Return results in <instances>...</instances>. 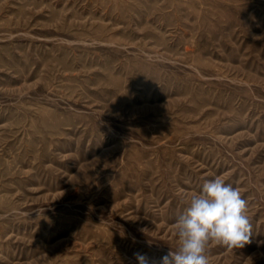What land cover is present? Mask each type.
Segmentation results:
<instances>
[{
	"label": "rangeland",
	"instance_id": "obj_1",
	"mask_svg": "<svg viewBox=\"0 0 264 264\" xmlns=\"http://www.w3.org/2000/svg\"><path fill=\"white\" fill-rule=\"evenodd\" d=\"M216 176L264 264V0H0V264H160Z\"/></svg>",
	"mask_w": 264,
	"mask_h": 264
},
{
	"label": "clouds",
	"instance_id": "obj_2",
	"mask_svg": "<svg viewBox=\"0 0 264 264\" xmlns=\"http://www.w3.org/2000/svg\"><path fill=\"white\" fill-rule=\"evenodd\" d=\"M176 250H170L160 264H210V245L228 251L251 242L252 224L247 201L239 188L227 184L221 176L206 180L202 191L186 199V208L175 225ZM138 264H149L144 254H136Z\"/></svg>",
	"mask_w": 264,
	"mask_h": 264
}]
</instances>
